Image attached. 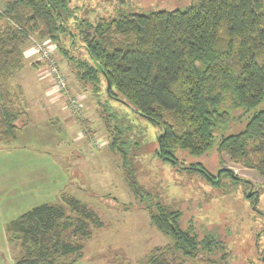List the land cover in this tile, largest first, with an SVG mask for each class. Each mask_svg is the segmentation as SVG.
<instances>
[{
  "label": "trees",
  "instance_id": "trees-1",
  "mask_svg": "<svg viewBox=\"0 0 264 264\" xmlns=\"http://www.w3.org/2000/svg\"><path fill=\"white\" fill-rule=\"evenodd\" d=\"M69 4L8 0L0 9L1 143L17 140L30 122L26 91L12 81L24 67V47L37 34L61 49V36L75 33L69 27ZM75 21L96 62L77 60L75 67L78 77L91 84L104 119L116 117L105 107L109 99H123L164 130L160 141L156 138L158 157L178 166L196 164L214 185L224 178L241 180L222 166L223 153L264 175V0H186L174 9L130 5L97 23ZM83 124L88 137L95 136L91 120ZM109 130L107 144L125 158L129 183L148 210L150 224L170 240L136 264H166L174 251L191 264H231L230 246L216 227L196 226L192 218L183 224V210H170L141 189L127 157L142 146L119 124ZM213 154L219 157L216 172L195 162ZM103 224L86 202L63 191L59 201L37 204L8 222L11 264H77L83 241Z\"/></svg>",
  "mask_w": 264,
  "mask_h": 264
},
{
  "label": "rangeland",
  "instance_id": "rangeland-1",
  "mask_svg": "<svg viewBox=\"0 0 264 264\" xmlns=\"http://www.w3.org/2000/svg\"><path fill=\"white\" fill-rule=\"evenodd\" d=\"M6 1L0 0V9ZM185 2L70 0L69 27L75 33L61 36V49L52 42L53 57L68 84L64 93L56 90L45 62L34 51L35 42L45 39L33 34L26 43L24 67L12 81L26 91L30 122L14 142H0V264L13 263L8 222L37 204L59 201L63 191L86 202L104 221L83 241V258L77 264H122L124 260L136 264L154 247L170 242L150 224L148 210L129 183L125 158L107 144L111 140L110 126L114 124L122 126L127 136L142 146L139 151L129 149L134 156L130 152L127 164L143 191L152 192L170 210H183V224L192 218L196 226L204 223L208 229L216 227L230 246L231 264H264V175L231 161L226 153L222 155V166L233 169L234 176L241 178L235 183L224 178L221 185H214L201 175L196 164L173 165L156 154V138L159 140L164 133L160 125L133 110L121 98H110L105 103L108 112H115L116 117L104 119L103 107L91 84L78 77L77 60L96 62L78 33L75 20L97 23L101 18H110L116 9L126 10L130 5L136 9H174ZM40 61L44 64L36 65ZM101 98L106 99L104 90ZM73 99L80 103L78 111L70 106ZM85 118L91 120L95 130L92 138L84 132ZM218 160L217 154H213L195 162L201 161L208 170L216 172ZM166 261L191 264L175 251L167 254Z\"/></svg>",
  "mask_w": 264,
  "mask_h": 264
},
{
  "label": "built area",
  "instance_id": "built-area-1",
  "mask_svg": "<svg viewBox=\"0 0 264 264\" xmlns=\"http://www.w3.org/2000/svg\"><path fill=\"white\" fill-rule=\"evenodd\" d=\"M52 42L53 41L49 39L41 40V42L37 40L35 42L34 51L38 52L40 54V58L45 62V70L51 77L56 90L64 93L68 90V84L64 72L61 70L55 58L53 57L52 50L55 45ZM51 43L54 46H52ZM70 106L74 110L78 111L80 108V103L77 99H73V101L70 103Z\"/></svg>",
  "mask_w": 264,
  "mask_h": 264
},
{
  "label": "water",
  "instance_id": "water-1",
  "mask_svg": "<svg viewBox=\"0 0 264 264\" xmlns=\"http://www.w3.org/2000/svg\"><path fill=\"white\" fill-rule=\"evenodd\" d=\"M162 135V134H161ZM161 135L159 136V141H160V139H161ZM249 195H251V193H249Z\"/></svg>",
  "mask_w": 264,
  "mask_h": 264
},
{
  "label": "crops",
  "instance_id": "crops-1",
  "mask_svg": "<svg viewBox=\"0 0 264 264\" xmlns=\"http://www.w3.org/2000/svg\"><path fill=\"white\" fill-rule=\"evenodd\" d=\"M22 131H23V130H22ZM22 131H21V132H22Z\"/></svg>",
  "mask_w": 264,
  "mask_h": 264
}]
</instances>
